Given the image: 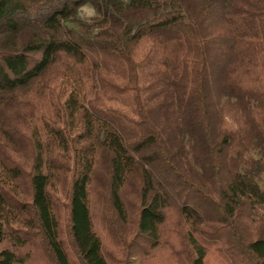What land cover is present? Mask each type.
I'll return each instance as SVG.
<instances>
[{"label": "trees", "instance_id": "1", "mask_svg": "<svg viewBox=\"0 0 264 264\" xmlns=\"http://www.w3.org/2000/svg\"><path fill=\"white\" fill-rule=\"evenodd\" d=\"M263 175L264 0H0V264H264Z\"/></svg>", "mask_w": 264, "mask_h": 264}, {"label": "clouds", "instance_id": "2", "mask_svg": "<svg viewBox=\"0 0 264 264\" xmlns=\"http://www.w3.org/2000/svg\"><path fill=\"white\" fill-rule=\"evenodd\" d=\"M77 14L80 20L88 25H94L96 21L103 19L96 8L88 3L80 5ZM94 31L99 32L100 28H94Z\"/></svg>", "mask_w": 264, "mask_h": 264}, {"label": "rangeland", "instance_id": "3", "mask_svg": "<svg viewBox=\"0 0 264 264\" xmlns=\"http://www.w3.org/2000/svg\"><path fill=\"white\" fill-rule=\"evenodd\" d=\"M260 183L264 187V175H263V180Z\"/></svg>", "mask_w": 264, "mask_h": 264}]
</instances>
